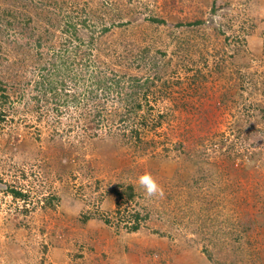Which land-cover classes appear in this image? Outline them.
Returning a JSON list of instances; mask_svg holds the SVG:
<instances>
[{"label":"rangeland","instance_id":"374dc122","mask_svg":"<svg viewBox=\"0 0 264 264\" xmlns=\"http://www.w3.org/2000/svg\"><path fill=\"white\" fill-rule=\"evenodd\" d=\"M20 17L38 23L36 38L51 37L42 51L63 48L71 61L87 51L122 93L133 77L159 76L163 118L141 134L156 144L147 150L111 139L117 126L77 127L65 107L38 121L15 91L20 66L19 79L2 68L16 112L0 125V264H264V0H0L6 54ZM69 23L84 44L63 32ZM146 173L162 195L146 194ZM120 183L140 194L126 207L148 213L138 232L114 216L107 192ZM8 187L28 198L13 200Z\"/></svg>","mask_w":264,"mask_h":264},{"label":"trees","instance_id":"16d2710c","mask_svg":"<svg viewBox=\"0 0 264 264\" xmlns=\"http://www.w3.org/2000/svg\"><path fill=\"white\" fill-rule=\"evenodd\" d=\"M47 12L49 15L52 14L51 11ZM53 22L54 20L51 18L48 23L54 27ZM153 22L162 23L155 19ZM14 24L16 25H9L12 27L11 29L18 30L14 32L20 35V42L18 39L10 42L9 45L12 49L7 54L0 49V70L3 68L9 77L14 74V77L19 79V70L14 66L17 64L20 66V84L15 86V91L20 93V102L27 99L29 104L33 105L38 114V121L43 115L41 110L46 111L47 114L54 113L61 117L63 112L60 109L65 107L70 110V113L66 115L70 121H74L77 127L90 124L94 126L95 130L101 129L103 126L111 131V128L117 126L111 139L120 141L122 145L135 143L139 150H147L153 144L156 145L152 141H143L141 134L144 130L156 131L163 118L155 106L158 99L159 89L156 83L160 80L159 76L152 79L146 78L144 81L133 77L129 90L122 93L125 85H121V81L116 80L117 75L113 71L99 66L96 70L88 66L91 56L87 51L81 52L76 49L75 56H78L75 57L76 61H71L64 56L66 51L62 50L63 48H59L57 51L49 48L42 51V43H47L49 46L51 37L46 39L35 37L38 23L31 18L22 19L20 17V20L14 21ZM74 24L77 25V23ZM74 24L65 25L63 32L66 33L72 28L74 40L84 44L77 36ZM109 30L110 28L105 27L102 33L105 34ZM2 31L3 29H0V38L4 37L3 33L1 34ZM47 31L49 30H46L45 34L49 36ZM41 41L43 42L41 43ZM71 43L72 39L65 40V44L70 45ZM89 43L95 45L94 39L90 38ZM7 55H14L16 60L11 61ZM82 63H85L83 69L74 68L82 66ZM94 70L96 71L94 72ZM5 77L7 78V76ZM119 79L125 80L123 75ZM11 86L0 79V125L5 122L8 116L16 112L12 102V89L14 88ZM113 102L117 103L121 110H116L113 107ZM24 107H28V102ZM71 109L77 113L76 118L73 117ZM147 122H151V127H148L150 125ZM126 129H130V135L126 137V133L122 131L118 138L117 132ZM75 131L73 125L68 130L70 134H75ZM92 137L98 136L96 133H91ZM74 138L78 139V136L76 135ZM157 144L161 145L162 143ZM164 150L168 151V149ZM135 190V187L130 184L120 183L111 187L107 192L115 198L114 216L120 222L118 226L122 224L125 230L133 233L138 232L148 218V213L142 206L141 209L139 205L134 206L132 210L126 207L130 202L138 204L136 198H140V194H137ZM8 192L15 201H25L28 198L24 191L16 190L15 187H8ZM45 202L46 205L50 203L47 202V198L44 199L42 205ZM86 220H88L87 216L84 217V221ZM110 220L108 216L104 217L106 225L116 224V221L113 223Z\"/></svg>","mask_w":264,"mask_h":264},{"label":"clouds","instance_id":"9594fccd","mask_svg":"<svg viewBox=\"0 0 264 264\" xmlns=\"http://www.w3.org/2000/svg\"><path fill=\"white\" fill-rule=\"evenodd\" d=\"M138 183L144 188L148 196L160 194L162 195V189L153 179L151 174L146 173L138 177Z\"/></svg>","mask_w":264,"mask_h":264}]
</instances>
